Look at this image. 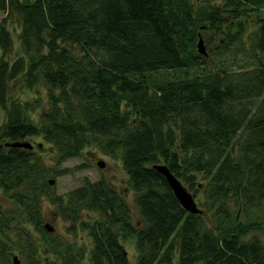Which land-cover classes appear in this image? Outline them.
I'll return each instance as SVG.
<instances>
[{"label": "trees", "instance_id": "1", "mask_svg": "<svg viewBox=\"0 0 264 264\" xmlns=\"http://www.w3.org/2000/svg\"><path fill=\"white\" fill-rule=\"evenodd\" d=\"M263 10L264 0H0L8 14L0 21L2 264H11L10 249L25 264L42 263V254L53 264L83 258L84 249L45 228V195L73 232L83 209L98 214L81 222L90 264H130L121 242L130 236L135 264H264V239L249 235L264 230L256 213L264 200ZM10 15L20 26L14 55ZM249 15L258 27L244 38ZM17 78L46 89V108L33 105L37 118L7 103ZM33 135L52 145V167L33 147L5 145ZM91 144L121 152L138 221L104 179L52 194L48 176ZM159 163L189 189L202 187V212L179 203Z\"/></svg>", "mask_w": 264, "mask_h": 264}, {"label": "rangeland", "instance_id": "2", "mask_svg": "<svg viewBox=\"0 0 264 264\" xmlns=\"http://www.w3.org/2000/svg\"><path fill=\"white\" fill-rule=\"evenodd\" d=\"M258 14L264 15V10ZM6 16H8L7 13L0 11V21ZM241 20L245 27L244 38H247L250 33L257 29V19L253 15H249L243 17ZM6 26L12 34L14 42V51L12 55H14L15 53L19 52L20 26L16 18L11 15L6 19ZM219 40V37L215 38V46L212 47V50L216 47V44H218ZM205 46L206 49L210 50L207 45ZM208 61L210 60L208 59ZM35 100H40V105L42 104L43 108H46L48 105L46 89L42 85L38 84L35 87L27 88L25 87L24 81L20 78L13 79L9 82L7 103L10 104L11 102H16L20 103L22 105L21 107H27L25 110V115H27L29 118H37L38 112L33 109L34 103H37ZM5 121L6 110L0 105V127L4 125ZM23 140L32 143L33 148L38 151L39 155L45 159L46 163L50 167L53 166L52 164L55 163L54 158H52L54 155L53 147L50 143L46 142L42 136H28ZM98 160L103 161L104 166H98ZM80 165L82 167H78ZM59 167L66 168V171L60 175L48 176V178H54L55 180L51 187V191H53L52 194H64L69 189L80 185L86 178L90 181L104 179L105 181L111 183L118 193H120V195L123 197L124 201L129 204L132 220H139L138 209L134 203L135 193L129 186L128 174L124 169L120 151L117 150L115 154H110L101 151L96 144L86 145L83 147L79 155L62 162ZM199 176L200 175L198 174L197 177ZM185 187L190 193H192V195L195 192V197L194 195L193 197L195 198L196 204L198 208H203L202 201L204 198L203 190L201 189L202 187H197L195 190L189 189L187 185H185ZM48 197L49 196L45 195L42 200V215L45 223L48 222L53 226V231L51 232L55 233V235L63 237L69 244H76L78 245V248L84 249L85 256L83 255V259L78 261L76 264H90L89 252L92 246V238L89 235L88 229L81 225V222L87 224L90 222L88 221L87 217L94 218L98 214L93 210L86 208L83 209L82 214H80V216L75 220V232H73V222L71 217H63L60 214L56 203H53ZM0 202L2 205H9L8 196L2 189H0ZM256 213L264 218V200L262 201V204ZM204 215L206 216L207 221L210 223L211 219L209 213L205 212ZM33 231L37 241L42 244L43 238L40 237L39 232L36 230ZM252 234H260L264 239V230L252 231L249 235ZM121 242L123 243L124 250L127 254L130 264H135L138 251L134 238L132 236L122 238ZM13 254H17L19 259L21 258L20 260H22V262L20 261L19 264H25L23 258L17 253V251L10 249L9 256L11 264H14L12 263ZM39 258L41 261H43L40 264H53V255L51 254H42ZM174 259L176 262V257ZM0 264H2L1 260Z\"/></svg>", "mask_w": 264, "mask_h": 264}, {"label": "water", "instance_id": "3", "mask_svg": "<svg viewBox=\"0 0 264 264\" xmlns=\"http://www.w3.org/2000/svg\"><path fill=\"white\" fill-rule=\"evenodd\" d=\"M198 50L199 53L201 54H206V51L204 49L203 46V40L202 38L199 39L198 43ZM5 145H12V146H23L26 148H32L33 144L30 143L29 141H25V140H16V141H7L5 143ZM97 165L102 167L104 166V162L101 160L97 161ZM155 168L160 171L166 178L169 186L171 187L174 195L176 196V198L178 199L179 203L187 210L193 213H197V212H202V210L200 208H198L195 198L193 197L192 193H190L187 188L181 183V181L175 176L173 175L168 167L164 164H156ZM54 178H48V183L50 185L54 184ZM45 228L48 231H53V226L46 222L44 224ZM12 261L14 264H19L20 263V259L18 258V256L16 254H14L12 256Z\"/></svg>", "mask_w": 264, "mask_h": 264}, {"label": "flooded vegetation", "instance_id": "4", "mask_svg": "<svg viewBox=\"0 0 264 264\" xmlns=\"http://www.w3.org/2000/svg\"><path fill=\"white\" fill-rule=\"evenodd\" d=\"M85 256V255H84ZM83 259V258H82Z\"/></svg>", "mask_w": 264, "mask_h": 264}]
</instances>
